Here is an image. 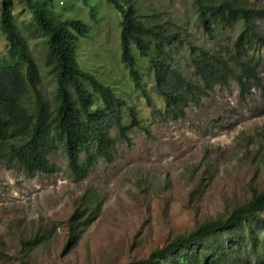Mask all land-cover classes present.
I'll use <instances>...</instances> for the list:
<instances>
[{"label": "rangeland", "instance_id": "1", "mask_svg": "<svg viewBox=\"0 0 264 264\" xmlns=\"http://www.w3.org/2000/svg\"><path fill=\"white\" fill-rule=\"evenodd\" d=\"M137 4L142 11L163 12V19L185 26L182 33L192 43L212 45L193 15L190 0H138ZM50 5L58 17L88 24L87 35L78 41L79 67L112 87L116 97L125 101L123 109L135 106L140 125L130 129L129 143H117L112 162L100 159L81 179L69 174L60 149L49 155L58 168L51 174L27 177L0 159V264H127L142 260L169 237L246 200L252 183L264 186V173L260 177L256 173L258 161L264 160V87L240 101L236 83L230 81L227 87H215L198 105H189L183 118L159 120L154 108H161L162 101L153 90L148 59L132 45L136 69L153 105L134 88L121 62L117 9L106 0H51ZM15 17L39 64L41 91L50 99L54 82L42 72L45 49L41 37L27 12ZM180 45L175 48L176 60L186 73L185 46ZM7 53V41L0 32V57L7 58ZM260 72L264 77V70ZM124 122H129L127 116ZM87 187L103 200L99 214L75 246L64 248L67 219ZM48 222L56 223L50 242L23 251L20 241Z\"/></svg>", "mask_w": 264, "mask_h": 264}, {"label": "trees", "instance_id": "2", "mask_svg": "<svg viewBox=\"0 0 264 264\" xmlns=\"http://www.w3.org/2000/svg\"><path fill=\"white\" fill-rule=\"evenodd\" d=\"M106 1L121 16V62L134 88L153 105L136 69L132 45L148 59L153 90L162 101L161 108H154L159 120L183 118L189 105H198L215 87H227L230 81L236 83L240 101L253 90L263 89L264 1L190 0L197 23L212 42L210 47L192 43L182 33L185 26L163 19V12L142 11L138 0ZM50 2L0 0V32L8 51L7 58L0 57V159L27 177L51 174L58 168L49 155L60 149L76 180L87 176L100 159L112 162L117 143L130 142L128 133L140 125V119L135 106L123 109L125 101L116 97L112 87L79 67L78 41L87 35L88 24L58 17ZM24 11L45 49L41 67L53 77L50 99L41 91L39 64L18 29L15 14ZM228 31L235 35L228 36ZM180 44L185 46L186 73L176 60L175 48ZM256 173L259 177L264 173V160L258 161ZM249 190L250 196L229 211L169 237L146 258L127 264H264V186L252 183ZM102 201L96 190L83 191L67 219L64 248L76 245L98 216ZM55 229V222L39 225L20 241L22 250L47 244Z\"/></svg>", "mask_w": 264, "mask_h": 264}]
</instances>
